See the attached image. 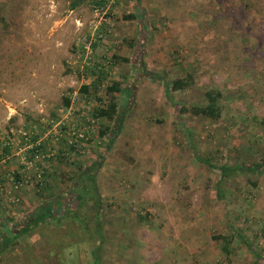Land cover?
I'll use <instances>...</instances> for the list:
<instances>
[{"label": "rangeland", "instance_id": "1", "mask_svg": "<svg viewBox=\"0 0 264 264\" xmlns=\"http://www.w3.org/2000/svg\"><path fill=\"white\" fill-rule=\"evenodd\" d=\"M94 3L0 0V227L58 192L73 203L75 173L103 158L100 264H264V165L241 169L264 160V0H112L99 75L83 54ZM110 94L115 137L97 116ZM72 225L21 237L1 264H93L97 236Z\"/></svg>", "mask_w": 264, "mask_h": 264}, {"label": "trees", "instance_id": "2", "mask_svg": "<svg viewBox=\"0 0 264 264\" xmlns=\"http://www.w3.org/2000/svg\"><path fill=\"white\" fill-rule=\"evenodd\" d=\"M139 64L140 66H142L140 62ZM145 71L146 73H148V76H151L154 79L160 78V76H157L156 73H152L150 71L147 72L146 69ZM99 72L106 73L103 68H101ZM182 87H184V84L181 79H176L173 82L165 81V92L168 97L172 89H179ZM86 88L87 86H83L84 90H86ZM115 90L126 92V96L123 97L124 100L127 99V95L130 93V90L119 87L117 83L107 88L108 93H112V91ZM70 101V98H65V105L69 106ZM118 103L119 102L117 101V97L111 95L107 106L101 107L97 111V116L104 118L106 117L108 119H112L115 122L116 129L114 131V137L121 130L124 120L120 113V106ZM206 107H210V110L207 111V108H203V112L212 113L210 112L213 109L211 108L212 106L208 104ZM196 155L200 160L208 161V159L205 160L201 156H199V153H196ZM102 159L103 158H100V160H94L92 164H89L83 170L75 173V180L71 185V191L73 192V194L75 193L73 203L66 200L67 197L64 192H58L57 194H52L48 198L43 199L38 204H36L34 208H32V210L29 212V214L26 215L25 219L17 222L15 226H7L6 223H2V226L0 227V260L1 257H4L2 256V254L6 253L12 246H15V244L19 243L18 241L21 237L28 236L30 233L35 232L38 228L46 227L47 224H52L59 227L63 225L64 221H66L69 228L73 227V222L79 224L81 228H84V230L89 233L90 239L93 238L94 235L97 236V240H95L94 248L92 250L93 264H100V251L103 248L105 235L101 213L103 198L96 181V171H98V169L101 167ZM263 165L264 160L255 162L254 164H250V166H247L246 168L243 167L241 169L244 171L246 169L256 170ZM219 169L221 177L217 182V194L219 197H221L223 195L221 184L231 175L230 172L233 173L236 170L234 167L229 166V164H227L226 162L220 164ZM89 202H91V205H89ZM85 207L87 208V210H84ZM92 207L95 208V210L93 212H90L92 210ZM62 239L63 236L58 234L53 238L50 237L46 242V244L49 241L51 242L52 248L50 251L55 252V254H57L58 256L60 255V250L64 248ZM71 243L72 242H70V244ZM42 244L46 245L45 242H42ZM249 247L251 248L252 245H249ZM256 255L260 257L259 254ZM60 264L64 263L61 262Z\"/></svg>", "mask_w": 264, "mask_h": 264}, {"label": "built area", "instance_id": "3", "mask_svg": "<svg viewBox=\"0 0 264 264\" xmlns=\"http://www.w3.org/2000/svg\"><path fill=\"white\" fill-rule=\"evenodd\" d=\"M112 0H96L93 5L94 12V28L88 34L86 40L83 43V54H84V63L96 67L97 69L103 68L106 71H109V62L103 61L102 64L96 66L95 62V53L96 47L101 43L105 38V29L110 31L111 28L107 27L105 24L108 23L111 19V4ZM108 64V65H107ZM79 135L83 136L84 133L81 132ZM31 147H35L31 145ZM41 176V173L37 174ZM28 181L27 179H25Z\"/></svg>", "mask_w": 264, "mask_h": 264}, {"label": "crops", "instance_id": "4", "mask_svg": "<svg viewBox=\"0 0 264 264\" xmlns=\"http://www.w3.org/2000/svg\"><path fill=\"white\" fill-rule=\"evenodd\" d=\"M95 56H96V54H95ZM99 55H98V51H97V57H98ZM135 62H137V66L139 67V62L138 61H135L134 60V58H133V56H131V60H130V63H131V66H132V69H130L129 70V72H130V75H131V73L132 74H134V72H136V71H138L139 70V68L137 67H135ZM96 68V67H95ZM100 71V69H98V72H97V74L96 75H99V74H101L102 72H99ZM106 71V70H105ZM137 76H139L140 75V72H138V74H136ZM127 90H129L128 88H127ZM139 128L141 129L142 127H140L139 126Z\"/></svg>", "mask_w": 264, "mask_h": 264}]
</instances>
